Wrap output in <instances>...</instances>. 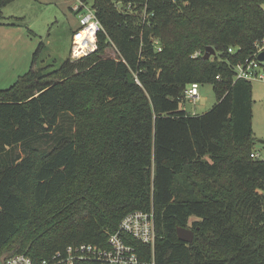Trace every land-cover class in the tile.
<instances>
[{
  "label": "trees",
  "instance_id": "trees-1",
  "mask_svg": "<svg viewBox=\"0 0 264 264\" xmlns=\"http://www.w3.org/2000/svg\"><path fill=\"white\" fill-rule=\"evenodd\" d=\"M82 2L101 24L96 49L57 68L35 52L0 88V250L105 247L140 209L154 213L156 264H264V160L250 155L251 80L234 78L264 38V0ZM191 82L213 85L208 111L180 107Z\"/></svg>",
  "mask_w": 264,
  "mask_h": 264
},
{
  "label": "rangeland",
  "instance_id": "rangeland-1",
  "mask_svg": "<svg viewBox=\"0 0 264 264\" xmlns=\"http://www.w3.org/2000/svg\"><path fill=\"white\" fill-rule=\"evenodd\" d=\"M75 3L77 0H13L1 8V89L12 85L30 69L35 52L37 67L50 64L57 68L69 57L72 32L78 27V13L71 9ZM105 55L113 57L115 52L109 48ZM251 89V128L255 140L251 151L264 160V144L259 142L264 139V78H252ZM198 91L199 98L195 102L186 98L180 102V107L191 114L208 111L216 101L213 85L199 84ZM10 252L0 250V260Z\"/></svg>",
  "mask_w": 264,
  "mask_h": 264
},
{
  "label": "built area",
  "instance_id": "built-area-1",
  "mask_svg": "<svg viewBox=\"0 0 264 264\" xmlns=\"http://www.w3.org/2000/svg\"><path fill=\"white\" fill-rule=\"evenodd\" d=\"M119 6V5H118ZM71 9L78 13V27L72 35L69 57L72 60L81 58L96 49L97 33L101 28L95 10L90 4L77 0ZM255 52L245 61L234 66V78L251 80L254 77L264 78V61L258 60V54L264 50V38L255 43ZM232 48H229V52ZM201 54L194 52L193 56ZM199 84L191 82L184 87L183 99L196 101L199 98ZM251 157H258L251 152ZM151 246L152 255L144 259L128 239ZM156 239L153 210H133L126 213L119 221L117 229L110 233L105 247L80 243L67 245L50 256L34 260L25 253H14L4 256L0 264H156L153 249Z\"/></svg>",
  "mask_w": 264,
  "mask_h": 264
},
{
  "label": "water",
  "instance_id": "water-1",
  "mask_svg": "<svg viewBox=\"0 0 264 264\" xmlns=\"http://www.w3.org/2000/svg\"><path fill=\"white\" fill-rule=\"evenodd\" d=\"M215 53L216 51L212 46H206V48L204 49L203 57L209 58L210 56L215 55ZM81 57H83V55ZM258 60L264 61V50L258 54ZM259 142L264 144V139L259 140ZM176 235L179 240L187 243L191 242L193 239V231L192 229L187 227H177Z\"/></svg>",
  "mask_w": 264,
  "mask_h": 264
},
{
  "label": "crops",
  "instance_id": "crops-1",
  "mask_svg": "<svg viewBox=\"0 0 264 264\" xmlns=\"http://www.w3.org/2000/svg\"><path fill=\"white\" fill-rule=\"evenodd\" d=\"M77 29V28H76ZM76 29L72 32V35H73V33L76 31Z\"/></svg>",
  "mask_w": 264,
  "mask_h": 264
}]
</instances>
